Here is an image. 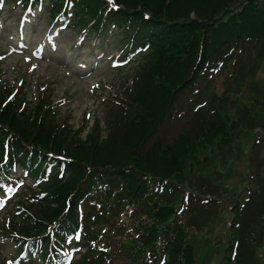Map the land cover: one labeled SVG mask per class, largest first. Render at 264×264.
I'll return each instance as SVG.
<instances>
[{"label":"trees","instance_id":"1","mask_svg":"<svg viewBox=\"0 0 264 264\" xmlns=\"http://www.w3.org/2000/svg\"><path fill=\"white\" fill-rule=\"evenodd\" d=\"M68 1L73 9L70 21L73 30H88L101 38L115 26L119 31L114 41L122 38L120 41L125 40L129 46H146V49L138 53L130 67V83L123 88L122 95L109 97L103 103L101 118H94L91 126L86 122L78 127L79 131L87 128L83 137L72 129L59 110L51 112L48 97L40 91L31 103L23 97L26 104L18 112L19 102L7 103L6 95L10 91L0 82V171L3 157L8 153L9 162L15 160L30 173L39 175L36 189L31 190L34 200L26 192L18 196L7 223L5 217L0 219V231L20 242L19 250L21 242H27L26 252L38 258V264H56L60 259L53 243L62 242L65 234L74 231L78 224L76 204L84 203L80 244L86 247V253L69 264H105L108 252L95 246L97 243L108 246L104 239L109 229L106 225L117 222L119 213L134 205L145 217L139 220L137 229L142 231L134 238L139 247L153 242L152 238L148 241V227L166 232L159 240V247L155 245L150 252L131 248L129 255L136 257V264H141V258L142 264H157L158 256L163 255L161 264H186V257L190 260L188 264H195L191 246L182 244L183 227L173 218L174 205L184 188L172 183L169 176L182 168L185 159L198 158L195 150L198 144L206 145L204 148L214 143L217 148L229 146L239 128H250L257 122L245 103L236 110L234 120L224 123L222 114L230 101L231 88L241 87L247 75L244 64L248 59L240 54L251 42L264 46V1L220 0L210 10L205 0H199L197 9L188 10L179 19L154 13L134 0H115L119 5L117 10H107L105 0H45L44 10L51 16L58 15ZM41 2L31 0L33 7ZM190 13L194 14L193 19L189 18ZM258 57L264 59V51ZM217 62L228 71L221 99L217 101L214 94L196 97L201 104L194 109L179 137L184 150L170 163L169 172L157 178L155 174H147L142 164L156 151L144 147L146 140L156 133L177 96L195 84L202 68ZM253 89L257 91V87ZM261 118L258 121L264 120ZM134 124L140 125L143 133L137 141L131 138ZM131 140L134 144L129 156L118 159L123 142ZM25 146L33 153L24 149ZM45 152L55 155L48 157ZM156 153L166 154L162 150ZM48 168L49 173L45 174ZM200 211L193 209L190 228L197 227ZM240 211L234 230L235 247L232 239L229 249L234 255L229 251L225 264H259V250L264 246V188ZM130 214L132 222L140 218L135 211L131 210ZM67 220L72 223L67 224ZM154 232L150 234L154 236ZM147 254L151 255L148 260Z\"/></svg>","mask_w":264,"mask_h":264},{"label":"rangeland","instance_id":"2","mask_svg":"<svg viewBox=\"0 0 264 264\" xmlns=\"http://www.w3.org/2000/svg\"><path fill=\"white\" fill-rule=\"evenodd\" d=\"M259 1L262 3L264 0ZM204 2L212 10L220 0H205ZM134 3L146 5L154 13L169 14L172 18L178 19L184 18L182 16L188 10H195L200 6L199 0H164L163 4L161 0H134ZM0 13L2 17L0 20V79L14 87L20 85L16 98L19 99L21 94H25L27 100L31 101L38 84L43 85L47 90L51 89V98L56 104L55 107L61 110V116L67 117V122L72 129L78 130V127L86 122H89L90 126L91 117L101 118L102 100L105 96L122 92L123 88L128 86L129 69L119 70L121 66H115L117 52L113 50V53H110L112 38L116 35L114 29L101 41L105 44L103 51L95 49L89 51L96 43L92 36L78 39L75 32L70 29L62 30V27H57L58 32L51 34L49 44L43 47L38 41L43 37L44 13L35 12L34 18L24 29V42L13 36L12 43L15 47L12 48L8 36L17 31L16 22H12V19L14 20L15 16L20 13V9L17 6L12 7L6 4L0 8ZM189 18L193 19L194 14L190 13ZM79 46H86V49L81 50ZM247 46L249 47H245L240 54L248 59L244 64L247 75L241 87L231 88L229 100L232 102L228 101L222 115L225 118L224 123L226 120L236 119V110L242 107V103H245L251 109V113L256 116L257 122L253 124V127L239 128L236 139L229 143V146L217 148L214 143L204 148L206 145L198 144L195 148L198 158L196 160L185 159L178 172L170 173L171 176L168 174L172 183L179 184L185 191H188L184 193L189 197L188 205L185 202L184 209L180 213L182 217L178 218L184 217L185 225L181 224L183 227L182 244L191 246V256L195 264L196 262L198 264H225L235 230V225L232 223H234L236 214L232 212V206L250 200V196L256 197L259 189L264 188V135L261 134L264 120L258 121L262 116L264 118V59L258 57V54L264 51V46L260 43L255 45L253 42ZM32 52L36 54L35 57ZM107 52L110 53L108 57ZM90 55H92L91 59L88 58ZM25 57L30 59H25ZM217 64L218 62L208 64L207 70L197 76L198 80L193 86V94L189 89L177 96L174 106L169 110L156 133L146 140L144 145L146 149L166 152L165 155H158L155 152L147 156L142 164L147 174H155L157 178L163 175V172H169L170 163L178 156L180 150H184L179 137L186 127L191 108L194 106L188 103L189 98L193 97L197 91L200 92L201 98L214 94L217 101L221 99L226 89L223 80L228 71H224L222 67L217 68ZM33 65L36 67L33 68ZM207 80L210 81L209 86H207ZM256 87L257 91L253 89ZM259 97H262V100ZM11 122L13 123V120ZM225 125L228 127L227 124ZM132 130L131 138L137 141L143 134L141 127L134 124ZM82 131L78 130L83 137L87 130ZM133 140L123 142V146L119 149L118 159L129 156V151L134 144ZM199 189L204 190L205 194H201ZM193 190L200 193L203 198L194 195ZM190 201L202 211L200 215L198 214L195 228L189 227L192 218L190 211L194 205L192 204L190 209ZM176 207L174 205V208ZM126 209L129 210L123 211L120 215V225L117 224L118 221H110L106 225L109 229L104 234V239L110 247L108 256L113 258L109 264H136V257L129 255L131 248H134V251L146 249L145 253L150 252L155 245L159 247V240L164 238L162 235L166 233L165 229L154 230L148 227V241L152 238L153 242L139 247L134 242V238L142 231L137 229L139 220L145 217L139 213L138 206L133 205ZM131 210L137 212V216L140 217L135 222L130 220ZM180 221L174 222L179 224ZM68 222L72 223V221ZM151 231H155L154 236L150 234ZM0 247L1 258V256L8 257V250H12L14 245L5 242L0 243ZM259 251V264H264V246ZM185 262L188 264L190 260L186 257Z\"/></svg>","mask_w":264,"mask_h":264},{"label":"snow or ice","instance_id":"3","mask_svg":"<svg viewBox=\"0 0 264 264\" xmlns=\"http://www.w3.org/2000/svg\"><path fill=\"white\" fill-rule=\"evenodd\" d=\"M109 2L112 3V0H109ZM53 47H55V46H53ZM25 59H30V58H29V57H25ZM32 67L35 68L36 66L33 65ZM30 70H31V69H30ZM0 243H2V241H0Z\"/></svg>","mask_w":264,"mask_h":264}]
</instances>
